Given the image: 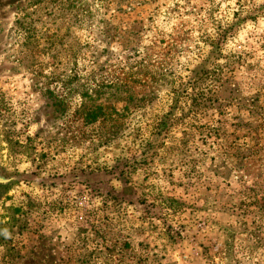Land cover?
<instances>
[{"label":"rangeland","instance_id":"374dc122","mask_svg":"<svg viewBox=\"0 0 264 264\" xmlns=\"http://www.w3.org/2000/svg\"><path fill=\"white\" fill-rule=\"evenodd\" d=\"M0 264H264V0H0Z\"/></svg>","mask_w":264,"mask_h":264},{"label":"trees","instance_id":"16d2710c","mask_svg":"<svg viewBox=\"0 0 264 264\" xmlns=\"http://www.w3.org/2000/svg\"><path fill=\"white\" fill-rule=\"evenodd\" d=\"M4 225L0 223V233L3 231Z\"/></svg>","mask_w":264,"mask_h":264}]
</instances>
